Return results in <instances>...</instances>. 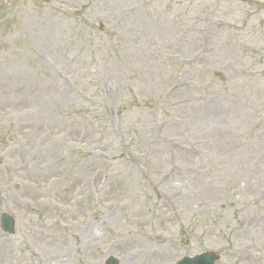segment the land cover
I'll return each instance as SVG.
<instances>
[{
  "label": "rangeland",
  "instance_id": "1",
  "mask_svg": "<svg viewBox=\"0 0 264 264\" xmlns=\"http://www.w3.org/2000/svg\"><path fill=\"white\" fill-rule=\"evenodd\" d=\"M263 74L264 0H0V264H262Z\"/></svg>",
  "mask_w": 264,
  "mask_h": 264
},
{
  "label": "bare ground",
  "instance_id": "2",
  "mask_svg": "<svg viewBox=\"0 0 264 264\" xmlns=\"http://www.w3.org/2000/svg\"><path fill=\"white\" fill-rule=\"evenodd\" d=\"M198 1H203V2H205V1H209V0H198ZM249 1L250 0H248V1H244V0H220V3L221 4H227L230 8H240V5L242 4V3H249ZM235 10H239V9H235ZM215 12H216V14H217V10L215 9ZM250 18H251V15H248L247 17H246V19L243 21V23H241V24H237V23H233V22H223V23H221V21H219L218 23V25H220V26H223V27H225V29H227V30H230V31H233V32H241V31H243V29L244 28H247V27H249V24H250ZM204 21H206V22H209V23H213V21H211L209 18H205L204 19ZM207 30H209V32H215V33H217L218 31L216 30V28L215 27H213V26H211V25H209L208 27H207ZM203 57V56H202ZM264 75V74H263ZM10 247L12 248V250H13V252L16 250V246H13L12 244H10ZM10 247L9 246H5V247H3V251H4V253L7 255V254H12V251H11V249H10ZM19 248V247H18ZM166 252H169V251H166ZM31 255H32V257H35L34 256V254L33 253H31ZM260 257H262L263 258V262H262V264H264V255H261ZM17 260L20 262H22V263H27V264H32L33 262H30V261H32L33 259L31 258V260H29L28 259V256L27 255H24V254H20L19 256H18V258H17ZM56 262V260L54 259V258H52L51 259V261H50V264H52L51 262ZM131 263V262H130Z\"/></svg>",
  "mask_w": 264,
  "mask_h": 264
},
{
  "label": "water",
  "instance_id": "3",
  "mask_svg": "<svg viewBox=\"0 0 264 264\" xmlns=\"http://www.w3.org/2000/svg\"><path fill=\"white\" fill-rule=\"evenodd\" d=\"M2 228L5 232H9L11 234L14 232L13 220L7 215L3 217ZM216 260V256L207 253L194 259L186 258L180 264H214ZM107 264H119V262L114 258H110Z\"/></svg>",
  "mask_w": 264,
  "mask_h": 264
}]
</instances>
